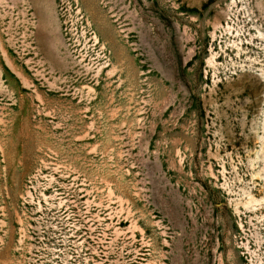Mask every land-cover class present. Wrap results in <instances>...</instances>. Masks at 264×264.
Listing matches in <instances>:
<instances>
[{"label": "rangeland", "instance_id": "1", "mask_svg": "<svg viewBox=\"0 0 264 264\" xmlns=\"http://www.w3.org/2000/svg\"><path fill=\"white\" fill-rule=\"evenodd\" d=\"M0 264H264V0H0Z\"/></svg>", "mask_w": 264, "mask_h": 264}]
</instances>
